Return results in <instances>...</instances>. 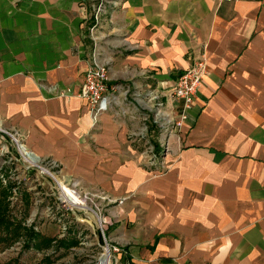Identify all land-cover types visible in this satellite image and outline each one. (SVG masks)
<instances>
[{
    "label": "crops",
    "instance_id": "0c3cea01",
    "mask_svg": "<svg viewBox=\"0 0 264 264\" xmlns=\"http://www.w3.org/2000/svg\"><path fill=\"white\" fill-rule=\"evenodd\" d=\"M118 2L98 46L110 82L131 95L94 117L76 93L93 48L87 9L0 0V126L87 189L123 198L106 210L119 264H264V0ZM202 55L182 118L168 89ZM148 92L180 120L157 139L164 169L131 144L144 136Z\"/></svg>",
    "mask_w": 264,
    "mask_h": 264
},
{
    "label": "rangeland",
    "instance_id": "374dc122",
    "mask_svg": "<svg viewBox=\"0 0 264 264\" xmlns=\"http://www.w3.org/2000/svg\"><path fill=\"white\" fill-rule=\"evenodd\" d=\"M113 1H117V5L108 7L111 0H103L107 5L106 13L99 16L100 21L93 30L89 29L93 23L85 21V35L92 41V46L100 42L102 45L104 42L105 37L102 38L100 34L104 28L105 16L119 6V0ZM88 8L91 9V6ZM114 85L118 86L116 103L120 104L128 93L131 95L128 91L132 85L127 86V92L121 88L122 85ZM135 95L137 94L132 96L136 98ZM148 109L151 110L152 106ZM154 120L161 119L154 115V111H150L140 123L144 127V136L131 143L135 147L139 143L138 151L145 154L138 157L149 167L162 159V156L159 158L155 153L162 148L157 139L161 137L160 132L163 129ZM163 121L165 120L162 119L161 122ZM136 131L137 128L130 135H136ZM19 143L23 145L16 132L0 126V192L4 191L7 213L13 221L11 229L18 223L21 226L18 234L13 237H9L6 228L0 226V264H96L105 253V239L121 249L119 245L109 241L110 223L106 218V210L107 206L113 205L111 203H121L123 198H115L102 189H87L78 179L64 175L60 162L53 156L36 155L40 161L32 164L26 160L28 157L20 149ZM24 148V151H30L25 146ZM60 181L68 190H75L77 195L70 191L83 203L74 205L73 196L64 191L59 185ZM95 212L102 217L100 228L98 214ZM27 229H35L42 238L51 237L53 240L49 246L43 248L26 245L29 241ZM5 236L8 237L7 241L2 240ZM61 238L75 239L76 243L69 247L62 246L57 242ZM118 254L111 252L108 264H119L121 258Z\"/></svg>",
    "mask_w": 264,
    "mask_h": 264
},
{
    "label": "built area",
    "instance_id": "2783aa9c",
    "mask_svg": "<svg viewBox=\"0 0 264 264\" xmlns=\"http://www.w3.org/2000/svg\"><path fill=\"white\" fill-rule=\"evenodd\" d=\"M82 10L85 11L87 9V13L84 14V20H89L90 23H93L91 26V30L99 23L101 14L106 13L107 5L104 4L103 0H79ZM223 1H234V0H223ZM239 1V0H236ZM117 1L111 0L108 7H112L117 5ZM91 6V9L88 8ZM110 57L104 56L101 48L95 43L93 44V48L90 55V63L85 70L83 80L76 91L77 95L84 99L89 106L90 111L93 116L107 111L113 105H116V95L118 86L114 85L109 81V67H110ZM207 69V59L202 55L201 57L194 60L192 64H190L175 80L174 84L168 89V97L180 101L182 103V113L180 117L186 118L185 111L189 109L197 96L198 90L203 82V76L206 73ZM121 87V86H120ZM122 88V87H121ZM128 89H124V92H127ZM72 90L70 88H66L64 91H61L60 94H68L71 93ZM149 95L152 93L148 92ZM136 96V95H135ZM162 95H152L151 98H155L154 103L151 105V112L154 111V115H158L159 118L165 121L161 122V120H154L157 124L162 127L164 131H171L175 127L180 126V120H177L173 117L168 116L165 111H163L164 102L161 101ZM151 99H148V103H150ZM144 106L148 109L149 105L146 103ZM160 152L157 151L155 155H159L161 157ZM28 159L27 161L32 164H36V162L40 161V158L37 159L34 157H30L26 155ZM36 156V155H35ZM153 165L159 166L162 168L163 163L160 160L158 163H153ZM29 166V165H28ZM30 168V167H28ZM164 169V168H162ZM77 193L75 190H73ZM97 208V207H96ZM97 210V209H96ZM93 211V210H92ZM97 213V212H95ZM98 214V213H97ZM102 217L97 215L98 227H102L101 222ZM109 244L106 239L104 240V249L105 251L111 255V252L117 254L120 253V248L115 245ZM111 247V248H110Z\"/></svg>",
    "mask_w": 264,
    "mask_h": 264
},
{
    "label": "trees",
    "instance_id": "16d2710c",
    "mask_svg": "<svg viewBox=\"0 0 264 264\" xmlns=\"http://www.w3.org/2000/svg\"><path fill=\"white\" fill-rule=\"evenodd\" d=\"M4 193V191H3ZM0 192V226L6 228V232L8 233L9 237H13L18 234V229L21 228L20 223L15 225L14 229H11V225L13 223L12 219L10 220L8 213H7V203L4 201V194ZM26 235L28 237V243L26 245H34L36 248H43L45 246H49L52 242L53 238L51 237H41L39 233L35 229H27ZM1 238V237H0ZM1 240V239H0ZM2 240L7 241L8 237L5 236ZM75 239L66 240L65 238H61L57 240V242L62 246H73L75 245ZM122 264H126V259ZM130 264H134L131 263Z\"/></svg>",
    "mask_w": 264,
    "mask_h": 264
},
{
    "label": "bare ground",
    "instance_id": "6f19581e",
    "mask_svg": "<svg viewBox=\"0 0 264 264\" xmlns=\"http://www.w3.org/2000/svg\"><path fill=\"white\" fill-rule=\"evenodd\" d=\"M19 147H20V149L22 150V152L25 154V155H29L30 157H35L36 159H37V156H35V154H33L32 152H29V151H24V145H22V144H20L19 143ZM33 154V155H32ZM26 157V156H25ZM59 181V180H58ZM59 185H61V187H63V189H64V191L65 192H67L68 193V195L70 194V195H72L73 196V198L72 199H74L73 201V204L75 205H78V204H82L83 202L77 197V196H74L73 194H72V192L70 191V190H72L71 188H70V190H68L65 186H64V184L60 181V183H59ZM73 191V190H72ZM73 193L74 194H76L74 191H73ZM69 195V196H70ZM77 195V194H76ZM84 206V205H83ZM109 260H110V254H108L106 251H105V253L102 255V257L98 260V262L96 263V264H108L109 263Z\"/></svg>",
    "mask_w": 264,
    "mask_h": 264
}]
</instances>
